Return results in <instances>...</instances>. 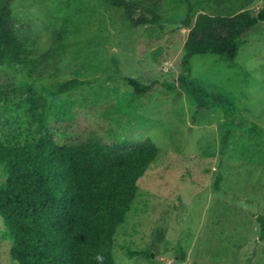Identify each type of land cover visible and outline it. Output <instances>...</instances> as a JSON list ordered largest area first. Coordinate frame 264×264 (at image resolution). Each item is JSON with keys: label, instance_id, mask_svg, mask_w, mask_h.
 I'll return each instance as SVG.
<instances>
[{"label": "rangeland", "instance_id": "374dc122", "mask_svg": "<svg viewBox=\"0 0 264 264\" xmlns=\"http://www.w3.org/2000/svg\"><path fill=\"white\" fill-rule=\"evenodd\" d=\"M137 1L131 20L105 0H14V27L37 61L0 69V137L49 134L59 143L98 137L116 154L133 142L155 141L159 153L115 235V264H264L257 219L264 214V22L242 30L235 66L214 54L192 59L194 76L236 96L237 121L262 127L234 132L222 152V108L194 116L195 98L162 84L180 72L187 5L163 0V18L153 24L143 22L152 13ZM194 2V19L200 12L227 18L209 29L213 37H226L242 13L255 15L264 6V0ZM58 34L64 44L54 52ZM125 77L153 88L134 98ZM71 78L85 83L53 93ZM4 180L0 165V184ZM11 246L0 216V264H17ZM139 250L151 256L131 253Z\"/></svg>", "mask_w": 264, "mask_h": 264}, {"label": "trees", "instance_id": "16d2710c", "mask_svg": "<svg viewBox=\"0 0 264 264\" xmlns=\"http://www.w3.org/2000/svg\"><path fill=\"white\" fill-rule=\"evenodd\" d=\"M105 1L123 8L131 20L132 10L139 5L137 0ZM141 2L152 13L151 17H142L143 22L160 23L163 0ZM184 2V23L189 35L183 45L180 72L175 81L162 84L194 97V116L207 107L222 108L224 152L234 132H253L262 127L255 122L237 121L236 96L219 87L210 88L194 76L192 59L214 54L235 66L242 45L241 32L264 22V6L255 15L242 13L226 37H213L209 29L226 23L227 18L200 12L194 19V0ZM13 4L14 0H0V69L33 65L37 61L26 37L14 27ZM199 33L203 35L200 40ZM63 44L62 35L58 34L52 50L61 51ZM31 79L38 81L40 77ZM124 81L133 87L134 98L145 96L153 88L134 77H125ZM83 83L85 80L79 78L67 79L53 93L60 94ZM158 153L159 146L151 138L133 142L122 154H116L112 144L98 137L74 143H59L49 134L35 140L0 137V165L5 174L0 184V216L10 232L13 260L17 264H115L112 251L117 229L135 201L140 177ZM221 180L222 174L218 173V191ZM257 219L259 236L264 240V214ZM142 252L151 256V251L146 250L131 253Z\"/></svg>", "mask_w": 264, "mask_h": 264}]
</instances>
